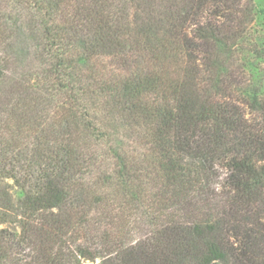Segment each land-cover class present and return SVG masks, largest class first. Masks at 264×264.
<instances>
[{
  "label": "trees",
  "instance_id": "trees-1",
  "mask_svg": "<svg viewBox=\"0 0 264 264\" xmlns=\"http://www.w3.org/2000/svg\"><path fill=\"white\" fill-rule=\"evenodd\" d=\"M256 18L0 0V179L24 192L0 186V264H264Z\"/></svg>",
  "mask_w": 264,
  "mask_h": 264
},
{
  "label": "rangeland",
  "instance_id": "rangeland-1",
  "mask_svg": "<svg viewBox=\"0 0 264 264\" xmlns=\"http://www.w3.org/2000/svg\"><path fill=\"white\" fill-rule=\"evenodd\" d=\"M255 4H256V11H257V18H256V21L253 23V25H251L252 27L249 30L251 32L250 33L251 36H249V39H250L249 42L257 41L258 46L263 49L264 48V0H255ZM240 55L241 54H238L239 57ZM245 56L250 57L253 64L255 65V66L253 65L251 66L252 69L250 68L251 70L250 72H252L251 74L254 78V81H256V83H260L261 95L264 96V58L256 59L250 53H245ZM241 58H242V55H241ZM0 186L2 188L7 187L15 200L22 199L24 197V192L14 184L13 180L2 179L0 182ZM4 227H9L16 233L20 232L18 228L14 227V225L10 223L6 225L0 224V229ZM85 264H93V263L87 262Z\"/></svg>",
  "mask_w": 264,
  "mask_h": 264
}]
</instances>
